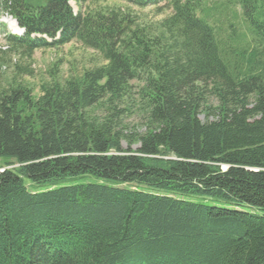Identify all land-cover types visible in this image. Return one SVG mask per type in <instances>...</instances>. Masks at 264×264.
<instances>
[{
	"label": "trees",
	"instance_id": "trees-1",
	"mask_svg": "<svg viewBox=\"0 0 264 264\" xmlns=\"http://www.w3.org/2000/svg\"><path fill=\"white\" fill-rule=\"evenodd\" d=\"M74 1L0 0L8 52L102 61L0 83V264H264V0Z\"/></svg>",
	"mask_w": 264,
	"mask_h": 264
},
{
	"label": "rangeland",
	"instance_id": "rangeland-1",
	"mask_svg": "<svg viewBox=\"0 0 264 264\" xmlns=\"http://www.w3.org/2000/svg\"><path fill=\"white\" fill-rule=\"evenodd\" d=\"M98 2L101 5L106 3L108 5L129 6L133 14H138L149 22L160 21L171 13V10L167 8L165 4H161L157 7L148 6L145 8H140L133 4L127 5V3L123 0H99ZM93 3L96 2L89 1L88 3H83V11L88 10L90 5L93 7ZM71 5L73 6L75 12L79 11L80 6L74 0H71ZM98 5L99 4H97V6ZM3 18L4 19L1 20H6V22H2L7 24V29L11 33H16L15 29H13L16 27L14 25V22L16 23V21L7 15L3 16ZM227 24L228 22L225 21V26H227ZM0 48L2 49V52L0 53V83L17 73L24 80L30 81L37 90L40 88V85L43 82L50 79L53 69H57V73L66 78L73 73H81L86 68L93 67L94 65L100 64L102 62L98 53L90 48L84 47L81 43L76 41L61 46L60 48L37 50L34 52L33 56L29 58L21 54L8 52V46L6 45L3 36L0 35ZM26 69H30L32 71L31 75L26 74ZM201 118L205 120L204 116H201ZM214 118L215 117H211V119ZM126 122L130 130L138 132L145 131V120L139 115L129 117ZM0 164H2L1 161ZM0 171H2V169H0ZM93 181H96L95 177L86 175L71 178L66 181H61L53 186L49 185V188L72 184H82ZM27 182L29 184V188L32 190L36 188L39 190H45V187L31 185L32 183L29 180H27Z\"/></svg>",
	"mask_w": 264,
	"mask_h": 264
},
{
	"label": "bare ground",
	"instance_id": "bare-ground-1",
	"mask_svg": "<svg viewBox=\"0 0 264 264\" xmlns=\"http://www.w3.org/2000/svg\"><path fill=\"white\" fill-rule=\"evenodd\" d=\"M14 25L16 26L15 28H13V29H15V32L20 34L21 32H19V31H21V29L19 27H17L15 22H14Z\"/></svg>",
	"mask_w": 264,
	"mask_h": 264
},
{
	"label": "clouds",
	"instance_id": "clouds-1",
	"mask_svg": "<svg viewBox=\"0 0 264 264\" xmlns=\"http://www.w3.org/2000/svg\"><path fill=\"white\" fill-rule=\"evenodd\" d=\"M0 19H4L3 17H0ZM6 22V21H5Z\"/></svg>",
	"mask_w": 264,
	"mask_h": 264
}]
</instances>
